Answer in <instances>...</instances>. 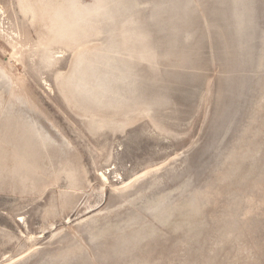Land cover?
Segmentation results:
<instances>
[{
    "label": "rangeland",
    "instance_id": "rangeland-1",
    "mask_svg": "<svg viewBox=\"0 0 264 264\" xmlns=\"http://www.w3.org/2000/svg\"><path fill=\"white\" fill-rule=\"evenodd\" d=\"M26 1L0 0V264H264V0H107L146 34L91 41L126 45L119 110L67 94L76 48Z\"/></svg>",
    "mask_w": 264,
    "mask_h": 264
},
{
    "label": "bare ground",
    "instance_id": "bare-ground-1",
    "mask_svg": "<svg viewBox=\"0 0 264 264\" xmlns=\"http://www.w3.org/2000/svg\"><path fill=\"white\" fill-rule=\"evenodd\" d=\"M77 1L78 0H46V1H34V2L30 1V3L26 1L28 4H26V6L24 5V7H25L24 9L26 10V13H28L30 15L32 21H36V22L40 21V22L44 23V26L46 27V31L48 34L47 36L49 37L50 43H56V44L62 43V44H65L69 47H75L76 48V52L74 53L76 58H75V61L73 62L74 67H73V71L71 72L72 75L70 74L71 76H69L66 79V81H67L66 82V89L68 92L67 94H69L70 97L72 96V98H74V99H76L77 96L82 95L84 100H88L89 102H98V103H101L102 105H104V107L107 106V107L118 109V110L128 106L131 101H132L131 104L135 105L136 104L135 103L136 101H134V99H135L134 98L135 80L129 82L128 84L126 83L129 88L123 89L122 87L126 86V84L122 85V83L127 81L128 77H125L122 75L115 76V75H111V74H103V75L98 74V73L102 72V70H100L101 67L105 68V73H108V72L113 73V72H120L121 71L119 68L114 67L112 65V62L116 63L117 60H116V58H114V56H117V54H120L121 51H124L126 45H123V47H124L123 48V47H119L118 45L115 46L112 43H110L107 46H103V45L100 46L97 43L99 45L98 46V45H92L91 41L102 36V35H108V37L112 38L115 41H117L119 38L122 40V38H123L125 41H127V39L132 40V42H136V43H139L141 41V43L143 44L145 41L144 37H146V34L143 32L142 33L136 32L135 30H133L135 32H132L129 34L127 32L118 31V28L116 29L117 31L112 30L110 32H106V28L109 26L107 24L111 23V22H116L115 21L117 19L116 12L118 14V12H120L123 8V6L120 5L121 3H119V2L118 3L115 2L116 4L111 6L112 1L109 2L107 0H103L100 3H98L96 8L89 9V7L88 8L80 7L78 5ZM112 7L116 8V12L111 9ZM127 10H129V9H127ZM131 10L132 9H130V11ZM128 16H130V13ZM128 16L126 18H128ZM131 18L132 17H129V20ZM130 22L131 21L125 22L126 27L129 25H133ZM136 23H138V22H136ZM119 26H121V25H119ZM124 40H122L121 43H125ZM134 46H136V45L134 44ZM131 50H133V49H131ZM132 54H134V53H131L130 55H132ZM149 55H150V53H149ZM138 56L142 57V58L144 56H146L145 50L143 48H141ZM67 75H69V74H67ZM62 76H64V75H62ZM253 141H254V139H253ZM243 147H245V146H243ZM248 149H249V147H248ZM240 152L242 153V151H240ZM232 156H234V155H232ZM233 162H234V160H233ZM69 172H71V171H69ZM19 181H20V179H19ZM76 182H77V179H76ZM21 183H23V182H21ZM74 183L75 182H73V185H75ZM27 184H29V183H27ZM25 185H26V183H25ZM71 185H72V183H71ZM20 188H21V185H20ZM194 210H196V206L194 207ZM190 215L193 216V214H190ZM111 231H113V230H111ZM105 235L106 234L104 233L103 237ZM135 238H137V235L134 236L132 239H135ZM69 256H70V254H69ZM69 256H67V254H66V257L69 258ZM63 258H64V256H63ZM59 263H61V262L59 261ZM61 264H64V261Z\"/></svg>",
    "mask_w": 264,
    "mask_h": 264
}]
</instances>
